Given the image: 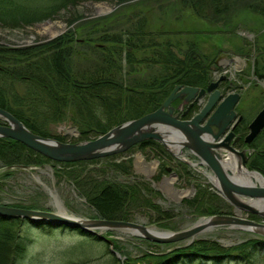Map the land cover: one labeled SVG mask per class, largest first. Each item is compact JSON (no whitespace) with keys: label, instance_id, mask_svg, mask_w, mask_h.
<instances>
[{"label":"rangeland","instance_id":"rangeland-1","mask_svg":"<svg viewBox=\"0 0 264 264\" xmlns=\"http://www.w3.org/2000/svg\"><path fill=\"white\" fill-rule=\"evenodd\" d=\"M263 1L225 0L227 11L214 16L213 19L209 16L204 20L200 18L192 20L197 23L195 25L188 21L190 15L185 14L187 11H178L186 6L187 2L182 3V0H83L64 6L52 19L18 27L0 25V47L6 50L35 47L58 36H66L69 32H80L82 29L78 28L79 26H85L84 32L90 30L88 35L83 33L90 39L89 43L101 45L102 42L98 40L101 35L119 33L125 25L130 26L128 23L136 20L140 15L147 19L145 29L149 30V34L146 37L152 35L153 43H173L171 52L175 59H188L185 50L189 42L195 41L198 46L196 49L202 53L190 55L195 58L192 65L196 69L199 66H207L206 73L210 81L217 80L221 75L227 76L226 80L220 82L221 89L224 93L239 92L241 98L236 109L245 115L244 121L247 122L264 107V18L259 12L250 8L251 4ZM97 6H109L112 12L96 15L94 9ZM131 12L139 15H132ZM49 25L59 30V34L50 36L47 30ZM98 26L107 29L106 33L96 31ZM188 26H192L191 29L196 33L188 31L190 28L184 31ZM75 35L76 38H80V33ZM153 49L150 46L145 50H139L135 54L138 62L123 65L122 77L126 82L131 85L138 81L157 83L156 78L164 73L160 70L163 63L154 64L149 59L157 57L158 53V56L164 59L167 50L164 51L163 46H155ZM84 51L85 54L88 53L87 50ZM73 55L75 56L71 59L76 62L78 55ZM87 57L88 55L85 58ZM169 72L172 71L168 70L167 73ZM5 96L8 98V93H5ZM66 109L69 114L73 110ZM122 111L123 109L120 114H123ZM118 116L119 113L116 121L107 130L134 119L132 117L122 119ZM36 119L43 132V135H39L62 142H82L107 131L98 134L88 132L89 134L84 135L81 131H86L88 128L81 129L67 120ZM104 119L105 117L100 115L94 121L103 124ZM0 122L3 123V120L0 119ZM155 141L160 143L172 158L159 154L150 146L140 147L136 144L120 153L83 160V166L78 167L77 170L83 168L87 173L80 175L70 173L73 167L78 166L76 164L63 165L61 162L44 158L39 164H30V166L0 164V205L28 207V209L33 207L58 213V199L66 209V213L74 217L133 222L163 231L183 230L200 219L214 214H234L236 211L234 206L228 202L226 204L223 200H215L214 197H204L197 204L190 203L198 198L199 191L203 187L210 193L213 191L219 193L211 179L206 176L207 170L200 169L199 165L190 164L198 160L187 149L182 148L184 154L177 156L172 147L166 148L161 141ZM254 145L248 146L252 154L254 151L256 153L264 149V130L256 137ZM249 156L251 158L253 155ZM178 161L186 163L191 171L184 169V166L176 165ZM176 167L183 170H175ZM247 169L260 172L254 168L247 167ZM6 173L12 174L4 177ZM231 175H234L233 172ZM107 185H109L108 189L102 191ZM84 190L89 193L85 195ZM108 190L116 192L118 197L116 196L115 202H107L111 197L114 198L106 193ZM175 191L187 192L179 197L180 195ZM94 195L100 198V202L105 201L107 204L97 206L92 203L90 197ZM241 214L245 218L264 223V217L261 215L246 211H242ZM1 217L8 220L21 219V217ZM39 221H43L52 229L44 231L41 228H33L31 234L30 227L25 222H17L16 226H13L14 236L25 234L30 236L22 257L17 263H14L17 259H10L9 263L155 264L161 255H169L176 249L189 245L187 243L190 241L191 244L194 240H211L223 248L234 249L232 251L240 249L246 255L240 258L230 255L227 259L215 263L202 264H264V247H258L254 243L255 240H264V237L239 228L215 227L201 232L190 240L160 244L122 228L98 229L96 231L101 235L100 237L96 233L80 228L52 226L44 219ZM197 263L193 260L187 261V264Z\"/></svg>","mask_w":264,"mask_h":264},{"label":"trees","instance_id":"trees-1","mask_svg":"<svg viewBox=\"0 0 264 264\" xmlns=\"http://www.w3.org/2000/svg\"><path fill=\"white\" fill-rule=\"evenodd\" d=\"M78 1L83 0H0V25L18 27L52 19L59 14L64 6L75 4ZM185 2H187L185 9L181 7L178 11H187L185 14L190 15L188 21L191 23L192 20H199V18L204 20L209 16L213 19L214 16L228 10L225 7V3H227L225 0H182V3ZM250 8L259 12L264 18V1L251 4ZM131 14L139 15L134 12ZM212 19L210 20L212 21ZM146 22L147 19L139 15L136 20L128 23L130 26L125 25L119 33L110 35H107V29L98 26L96 31L106 33L98 38L102 42L101 45L89 43L90 39L83 33L88 35L90 30L84 32L85 26H79L78 28L82 29L80 32H69L66 36H58L35 47L7 50L0 47V107L12 113L30 130L41 135L43 132L36 118L48 121L49 119L52 121L67 120L78 125L81 129L88 128L86 131H81V134H98L107 130L116 121L118 113V117L121 116L122 119L138 118L157 109L176 85L205 87L210 82L206 73L207 66H199L198 71L192 65L195 62L194 56H190L202 53L196 49L197 43L189 42L185 50L188 59H175L171 52L173 43H153L152 35L146 37L149 34V30L145 29ZM191 27L188 26L184 31L190 28L188 31L195 32ZM75 33H80V38H76ZM150 46L154 49L155 46H163L164 51L167 50L165 53L167 56L164 55V59L161 58L162 56H158L159 53L156 55L157 57L149 59L154 64L162 62L160 70H163L164 73L156 78L157 83L138 81L131 85L122 77L123 65L138 62L135 54ZM84 50H87L88 53L85 54ZM73 54L78 55L79 60L75 59L76 62L71 59L75 56ZM86 55H88V59L85 58ZM204 55L205 53L203 58ZM168 70L172 72L167 73ZM153 87L155 88L153 89ZM5 93H8V98ZM20 103H24L26 106H22ZM66 104H70V106H66ZM66 108L73 110L70 109L72 112L69 114ZM122 109L123 114H120ZM100 115L105 117L103 124L94 121ZM240 128L245 132L247 123L243 121ZM255 139L252 146H255ZM138 145L140 147L150 146L159 154L162 153L172 158L163 146L153 139H145ZM254 153L247 161V167L257 169L264 174V149ZM43 158L50 161L47 157L39 155L17 140L0 137V164L2 166L15 164H29L30 166V164H39ZM62 163L63 165H78L70 170L72 175L87 173L83 168L77 170L78 167L83 166L82 161ZM176 165L184 166V169L191 171L184 162L178 161ZM183 168L176 167L175 170H183ZM11 174L6 173L4 177ZM108 186H105L102 191L107 190ZM83 193L87 195L89 192L84 190ZM106 193L114 197L108 199L107 202H115L116 192L108 190ZM95 196L90 197L92 203L97 206L107 204L105 201L100 202V198ZM204 197H214L215 200H223L228 204L219 193L214 191L210 193L204 187L199 191L198 198L190 203L197 204ZM17 222H25L30 227L31 234L33 228H41L44 231L52 229L43 221L8 220L0 217V264H11L9 263L10 259H17L14 262L17 263L29 242L30 235L14 236L15 234L12 233L14 232L13 226H16ZM254 243L258 247H264V240H255ZM255 244L253 246H256ZM232 250L234 249L223 248L211 240H194L193 243L182 246L169 255H161L155 264H187L189 260L196 261L197 264L215 263L227 259L230 255L236 258L246 255L240 249Z\"/></svg>","mask_w":264,"mask_h":264},{"label":"water","instance_id":"water-1","mask_svg":"<svg viewBox=\"0 0 264 264\" xmlns=\"http://www.w3.org/2000/svg\"><path fill=\"white\" fill-rule=\"evenodd\" d=\"M226 79L227 76L221 75L205 88L188 85L174 86V89L157 109L116 125L105 133L82 142H62L36 134L9 111L0 107V119L4 122V124H0V137L17 140L39 155L53 161L75 162L120 153L145 139L159 140L168 148L169 144H174L167 138L168 131L166 130H170L171 133L183 139L180 150L177 149V153L174 154L177 156L184 154L182 148H185L198 159L197 164L206 166L217 182L215 187L218 192L235 207L234 214H214L207 217V223L199 224L197 222L189 228L179 231H164L161 234L152 232L150 227L133 222L69 217L40 209L6 205H0V217H21V219H33L34 221L44 219L52 226L80 228L90 233H96L100 237L101 235L96 231L98 229L122 228L127 231L132 229L133 232H129L134 235H140L160 244L190 240L203 231L220 226L243 230H248L250 227L264 228L263 222H256L241 214L242 211H246L264 217V212L254 206V202H264V184L260 182L240 183L235 180L234 175H231L232 170L226 169L222 163L224 158L233 155L239 159L241 167L246 168L247 155L250 154L248 148L240 150L235 146L240 137L233 131V127L238 122H232V120L236 115L234 106L239 101L240 94L239 92L222 94L219 82ZM204 96H206V100L202 104L203 106L197 114L188 119L182 118L186 112L180 115L172 105L174 100L181 99L185 103L189 102L188 106H190ZM240 118L239 116V121ZM263 128L264 107L257 112L248 125L249 131L245 134L244 141L250 143ZM190 164L194 165L195 163ZM249 172L258 173L264 178L258 171L249 170ZM256 233L264 237V233ZM107 241L110 243L109 240Z\"/></svg>","mask_w":264,"mask_h":264},{"label":"bare ground","instance_id":"bare-ground-1","mask_svg":"<svg viewBox=\"0 0 264 264\" xmlns=\"http://www.w3.org/2000/svg\"><path fill=\"white\" fill-rule=\"evenodd\" d=\"M110 9L111 8L109 6H97L94 10H95L96 15H104V14L112 12V10H110ZM47 30L49 31L48 33L50 36H54L55 34H59L58 33L59 30L53 29L50 25L47 27ZM166 131H168L167 132V134H168L167 138H169L174 143V144H169V147L170 148L172 147L171 149L177 153V149L180 150L181 142L183 139L181 137L176 136L173 133H171L170 130H166ZM224 159L225 160L222 162L224 167L226 169L232 170V172L234 174V178L236 181H238L240 183H250V182L256 181V182H260V183L264 184V178L261 175H259L258 173L249 172V170H247L246 168L241 167L240 161L236 156L231 155V156H228L227 158H224ZM206 176H208V178L211 179V181L215 185H217V182L213 178V176L212 177H210L209 175H206ZM186 192L187 191H175L176 194L180 195L179 197L184 196L186 194ZM57 202L59 205V212H58L59 214L64 215V216H69V217L74 216V215H68L66 213V209L62 207V205L58 199H57ZM251 203H253V202L251 201ZM254 206H255V208H258L259 210L264 212V202H256V203L254 202ZM207 221H208L207 218H202L197 222L199 224H201L202 222L207 223ZM103 230H105V229H103ZM150 230L156 234H161L164 232L163 230H160L159 228H156V227H150ZM208 230H210V229H208ZM208 230H206V231H208ZM248 230L251 232H254V233H256V232L264 233V228L256 227V229H255V227H250ZM128 231L133 232L132 229H128Z\"/></svg>","mask_w":264,"mask_h":264},{"label":"flooded vegetation","instance_id":"flooded-vegetation-1","mask_svg":"<svg viewBox=\"0 0 264 264\" xmlns=\"http://www.w3.org/2000/svg\"><path fill=\"white\" fill-rule=\"evenodd\" d=\"M211 82V81H210ZM210 82H208L207 83V85L210 83ZM226 83H228V84H231L230 82H227L226 81ZM206 85V86H207ZM205 88V87H204ZM240 98H241V95H240ZM240 98H239V101H240ZM204 101H205V97H204V100L203 99H201V100H199L198 101V103L197 102H193V104L192 105H190V106H188L189 105V102L187 103H185V101L184 100H181V99H176V100H174L173 102H172V105L176 108V111H179V113H180V115H182L183 113H185L186 112V114L184 115V116H182V118H184V119H186V118H190V117H192L194 114H196V110H198L199 109V107H198V105H202V104H204ZM239 101L235 104V106H234V111L236 112L235 114V117L233 118V120H232V122H234V121H237L238 122V124L237 125H235L234 127H233V131H234V133L237 135V136H239L240 138H239V141L236 143L237 144V146H238V148L241 150V149H243V148H248V146H251V144L253 143V140L256 138H254L250 143H246L245 141H244V138H245V134H247L248 133V131H249V129H248V125L250 124V122L254 119V117L253 118H251L249 121H247L246 123H247V130L245 131V132H243L242 130H241V128H240V125H241V123L244 121V120H246V117H245V115H243V113L242 112H238L237 111V109H236V105L239 103ZM263 108V107H262ZM261 108V109H262ZM260 109V110H261ZM259 110V111H260ZM258 111V112H259ZM239 116L241 117L240 118V121H239ZM264 129V128H263ZM262 132V131H261ZM260 132V133H261ZM239 145H240V147H239ZM249 155H252V153H251V151H250V154ZM249 155H247V161L249 160V158H250V156ZM246 161V162H247Z\"/></svg>","mask_w":264,"mask_h":264}]
</instances>
